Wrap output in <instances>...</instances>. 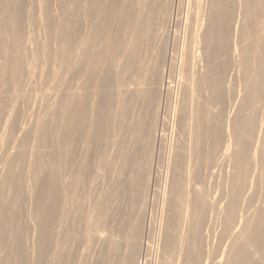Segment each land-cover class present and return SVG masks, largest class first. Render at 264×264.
Returning <instances> with one entry per match:
<instances>
[{
	"label": "bare ground",
	"instance_id": "bare-ground-1",
	"mask_svg": "<svg viewBox=\"0 0 264 264\" xmlns=\"http://www.w3.org/2000/svg\"><path fill=\"white\" fill-rule=\"evenodd\" d=\"M2 1L4 2V0H2ZM2 1H0V2H2ZM5 1H6V2H4L5 4H2L3 2L1 3L3 6L0 4L2 7V8L0 7V134H1V130H2L3 136H4V134H6L8 132L7 134H9L11 137H13L14 136L13 134H15L16 131H18V129H19L18 124H17L18 119L20 122L19 124H21L20 118H22V117L18 118L19 117V111L21 110L19 105H21L20 102L24 101L27 97L28 93H27V90L25 87H26L27 81L29 80L30 77L32 78V76H31V69H28L30 66L27 68V64L25 63V61H26L25 59H28V57H29V55H28V57L26 58L27 53L30 52V51H27V49H28L27 46L25 48L26 36L24 38V33L27 32L26 30L24 32V29H26L25 25L26 24L28 25V23H24V20H25L24 17H26L25 15L27 13L23 12V8L27 7V4L25 3L26 0H25V2L23 0H5ZM36 1H34V2H36ZM60 1H58V2L62 3V1H64V0H60ZM101 1H104V0H101ZM106 1H107V3H106ZM162 1L163 0H109V1L105 0L104 3L95 1L96 3L97 2L98 3L90 6V10H89V22L91 24L90 26L93 27L92 33L91 34L88 33L90 36H88V38L86 40L82 39L83 40L82 41L80 39L79 34H78L79 28L81 27L80 28V30H81L84 27L81 24L83 22H80L79 24L73 26L71 24L68 25L69 23H67V22H66V24H64L65 22L63 21L64 23H61L63 25H58L59 27L60 26L61 27H60V29L57 28L58 30L56 31V35L55 36L53 35V36L55 37V39H57L58 36H60V38L65 40V42H63V43L57 41L58 43H61L62 45L64 43H66L65 46L63 45L64 47H60V45H61L60 44L59 48L55 52H53V49H50L53 46L50 47V45L54 44L53 43L54 39H51L50 41H52V44L49 41L50 45H48L49 43L47 45H42L44 48L43 53H42L43 55L37 54V52L36 53L33 52V48H32V50H31L32 52H31L30 57L32 58V60L35 63L37 60H39L37 63H39V62L41 63V61L43 59V61H44L43 64L44 63H46L45 65L51 64V63L53 64V68L51 67L52 64L49 66L52 68V70L47 71V74L46 73L43 74V75L48 76V73L50 72L49 73L50 81H51V78H52V80H54L53 77L58 82H59V80L65 81V79L67 78L66 77L67 74H69V72H74L73 70H75V68L77 69V66H78V71L79 70L81 71L80 72V73H82L81 77L83 76L85 83L83 82L84 83V84L82 83L83 86L81 85L79 87V88L82 87L81 92L74 99H72V95H71V98H70L71 100L70 99L66 100L62 104L56 103V105L53 106V109L52 108H51V110L49 109L50 111L45 116L46 118L44 117L45 119L41 118V121H39L38 123H37V121H35V124H34L35 126L33 124H31L34 126V128H32V126H30L32 128V131L34 129V133H33L34 136L32 135V132L29 133L31 131V128H30V131H28V129H25V133L23 134L22 138L20 137L21 139H20V142L18 143L19 144V152L16 156V160L13 158L10 161V159H9L10 162H12V160L13 161L15 160L16 162H15V165L12 166L11 168L7 165L9 167V170L6 169V172L8 171L7 176L5 177L4 181L2 182V184L0 186V230H2L1 231L2 235H0V237H1L0 238V244H1L0 248L2 249L3 247H5V249H7L9 247V246L7 247V244H6L7 238H8V240H10V238L12 239V241L10 240L11 241L10 244H11L12 251H14L12 253V255L14 256V258H13L14 260L12 259L14 261V264H23V258L25 257V256H23V253H25V252L23 251V248H22V245L23 246H25V245H24V243L22 244V240H26V239L25 238L22 239L23 238V236H22L23 231L20 229L22 231L21 232L18 229L19 227L17 228V226L20 225V224L17 225L18 220H19L18 219L19 212H20L19 209H20V206L22 205L21 201L23 200L24 193H25V191H24L25 190V184L24 183H27V182H23L21 180L22 174L26 171L29 174L35 175V172L38 169L40 171V168H37V165H39V163L42 159L44 161L45 156H44V151H43L44 148L43 147L46 146L45 144H47V146H48L49 140H52L54 143V146H52L54 151L52 150L51 156L48 154L50 156V157L47 156V157H49L48 161L45 157V159H46L45 162H43V161L41 162L42 164L44 163L43 167H42V165L40 166L41 167V173L44 174V176L42 177V179L41 178L37 179V176H34V178L29 177L30 182L28 180V182L30 183L29 189H30V192L32 194L31 197L33 196V198H32L33 200H30V201L33 202L32 203L33 204L32 216H33V221H34L33 224L35 226V229H34V227H32V229L35 230L34 232H36L35 244L33 242L32 243H33V245H35V248H36L35 253H37V255H35V256H37V258L35 257L36 258L35 262L34 261H32V262H34L35 264H49L51 261L49 262V261H47V259H49V260L53 259V258H48L49 254L46 255L49 252V249L54 250L53 251L55 253L54 259L56 258L58 263H63L66 261L65 255L68 254L66 252L69 249L68 248L69 245L67 246V242H68V240L70 241V237L72 236V233H71L72 232L71 215L73 212L72 211L73 208L71 207L72 197H73L74 192H75V195L77 193V189H76L77 186L79 187L81 184L80 182L84 180V179L81 180V176L79 175V173H81L83 171V169H81L80 167L79 168L81 170L78 169V167H77V169H78L77 171L80 170V172H77V175H74L76 177L71 178L70 176H68L69 175L68 171L70 170L69 167H71L70 165L72 164V162L77 161V160L72 161V159H76V158H75V156H73V153H75V152L72 153L71 148L73 146H75V144H77L78 142L80 144V141L83 140L82 142L83 143L85 142L89 146L88 149L94 148V150L103 159V161H104L103 167L110 164L111 160L113 161L112 163L116 162L115 158H114L115 161L113 159H109V156L112 155V153L109 152L110 141L113 142V140H111V139H113V137L111 138V135L113 134V130L111 131L112 128L110 129L109 125H112L115 122H113L114 120L113 121L111 120L113 123L112 124H110L111 122L109 123L110 117L112 118L113 115L111 116V113L108 110L109 109L108 108L109 107L108 106L109 105V97H110L108 90L110 88L112 89V87H115L117 89V93H115V95L118 94V97L120 99V103L116 102V100H115V102L117 104L119 103L118 104L119 106L121 105V108H120L121 110H119V111H121V113L118 115H121V114L126 115L127 119H128V114H130V112L126 113V111H128L127 110L128 108L130 111V105H128L129 102L135 100L134 99L135 92H137L139 89H144V88L139 87L138 90L135 91L134 89H136V88L133 89L132 86L134 85V80L137 81V79H139L138 78L139 74L141 72L145 71L144 67H143V71H141L142 63L143 62L146 63V61L142 62V59H143V55L145 53H147L146 50L149 49L147 47L148 45L146 43H148L151 40L149 42L151 44L152 39L154 38V37H152V34L154 33L152 27L154 24H156V25L158 24L157 22L155 23L154 21H159L158 19H161V18H157L159 15L155 16V18H157V19H154V15H156L155 12L157 11V9L160 6H162ZM178 1H181V0H178ZM190 1H193L192 3L196 4V6H194L193 4H190V5L194 6L196 9H194V7H193L192 10L194 9V11H189L192 13L191 16L192 15L194 16V14H195V18H193V19L195 21L194 23H195V27L197 28L196 29L197 33H194V31H192L193 33L191 32V35L194 34L192 36H194V40H195L194 46H196L195 47L196 49H195V51L190 50V51H192V54L190 55L191 58L189 59L191 61H188V62H191V64L190 63L187 64L185 62L184 65L187 64L188 66H190V67L192 66V68H193V66H195L193 64V63H195V61H196V63L200 64L199 66L196 64V66L198 68L200 66H201L200 68H202V71H198L199 74H198V76L196 75V80H194L195 78L193 77V76H195V74L192 75V73H195L198 69L195 70V68H194L193 71L195 70V72H192L188 67L187 72L191 71L190 74L192 77V82L195 83L199 88L197 90L196 89L193 90L192 92H195L196 93L195 95H197V92L200 93L199 97L202 100L204 99V102L199 103V100H197L196 102H195V100H194V102L191 101L192 103H195L194 104L195 106H193V104H191V111L192 112H191L189 118H188V115H186V119L188 118L187 121L189 120V122H187V123H189L188 124L189 127H187L188 125H186V123H185L186 121L184 122L185 123L184 126L180 127L183 134H185L184 132H186L185 128L187 127V131L189 128V137H188V140L187 139L185 140L183 138L185 141H188L187 142L188 145L186 147H185V145L183 146L181 144L182 143V141H181L180 144L182 146H178L175 154L172 156L173 157L172 158L173 159L172 160L173 161L172 162L173 169H174V171H176L178 173L177 177L175 176L176 182L178 181L177 184L179 186V183L181 181L177 180V178L178 177H179V179L182 178L184 171L186 173H188V175L191 176V178L193 177L195 179H200V177H201V179H202V176H199L200 174H203L202 170L204 171V169H206L205 171H208V170H211V168L213 170L214 169L213 168L214 163H216L215 161L217 159V156L222 154L221 157H224V159H225L227 157V155L230 156L229 154L231 153V156H232L231 158L233 161L232 172H231V170L228 171V172H230V174L228 175V174H226L227 173L226 170H225L226 171L225 172L224 170L221 169V171H224V174L228 175V177L225 180L227 187L223 186V188L226 187V190H224L225 192L224 191L222 192L221 196L219 195L221 197L220 199H218L219 197H217V194H216L218 189L215 192V194H216L215 197H217V199L220 200V202H222V206H223V202L225 200V202H224L225 203V205H224L225 206L224 207L225 217L221 218L222 220H224V222L222 221L224 223L223 239H225V238L227 239V237L230 238L231 236L233 238L235 237L234 241H233L234 243L231 242V240H233V239L230 238L231 240L229 242H231L233 244L230 243V245H232L230 247V250H227L229 248L226 249L228 251L227 252L228 254H227L226 259H225L226 261L224 260V258L221 259V260L225 261L222 264H264V0H190ZM34 2L32 1V3H34ZM49 2L51 3V5L54 6L56 1L54 2V4H52L53 3L52 0H49ZM58 2H56L58 4V7L60 5L62 7V4L65 1L62 4H59ZM76 2H78V1H76ZM47 3H48V1H47ZM102 3L106 4V5H103ZM78 4H79V7L77 6ZM78 4L77 5L74 4L75 7L76 6L78 7V9H77V7L76 8L74 7V9L75 10L77 9L79 11L81 4H80V2H78ZM173 4H175V3H173ZM173 4L170 5V6H172V8H174ZM66 5H67V3H66ZM66 5H64V6L66 7ZM177 5H178V3H177ZM53 6H52V9H53ZM56 6L57 5H55L54 8H56ZM64 6H63V9H64ZM61 7H59V8H61ZM31 8H33V7H31ZM43 8H44V6H43ZM87 8H88V6H87ZM190 8L188 10H191ZM80 9H82V8H80ZM84 9H86V8L84 7ZM38 10H39V8H38ZM48 10H46V13ZM163 10L164 9H162V11ZM54 11H55V14H57L56 9H54ZM170 11H171V9L168 10V12H170ZM62 12H64V11L62 10ZM62 12H60V13H62ZM29 13L32 15V12H29ZM46 13H45V16H49V14H51V15L53 14V13L48 12L49 14L46 15ZM79 15L77 17L78 20H79ZM35 16L36 15H34L32 18H34ZM56 16L57 15H54V17H56ZM36 17H35V19H36ZM51 17H53V15ZM49 18H50V16H49ZM165 18L167 19V15ZM26 19H29V18H26ZM55 19H57V18H55ZM187 19H186V21H187ZM48 20L45 22H51L52 23L51 19L49 21ZM34 21H33V24H31V22H32L31 21L29 23V25L30 24L35 25ZM37 21H38V19H37ZM54 21H56V20H54ZM79 21H81V20H79ZM113 21L115 22L114 25H116V26H114V28L116 27L115 30H112L113 27L111 28V25H110L111 22L113 25ZM188 21H189V23L193 22V20H189V19H188ZM188 21H187V23H188ZM55 23H52V24L54 25ZM74 23H75V21H74ZM76 23H78V21ZM86 23H85V26H86L85 29L87 28ZM41 24L38 25V27L39 26L41 27ZM49 24L50 23L45 24V25L49 26ZM163 25H165V24H163ZM159 26H161V25H159ZM53 27L55 28V27H57V25L51 26L50 28L52 29ZM162 27H164V26H162ZM29 28L30 27L28 26V29ZM156 28H158V27H156ZM44 29L47 30L48 28H44ZM161 29H163V28H161ZM82 30H84V28ZM164 30L165 29H163L162 31L159 30L160 31L159 34L162 33L163 36L165 37V35L168 34V31L165 30V32H163ZM37 31H38V29H37ZM41 31H42V29H41ZM83 32H82V34H83ZM89 32H91V31H89ZM46 33H47L46 31H45V34L43 33L45 35V37H44L45 39L47 37ZM33 34H35L34 36L36 38V33L34 32ZM52 34L53 33H51V36H52ZM44 35H41V36H44ZM38 36L40 37V34ZM51 36H49V37H51ZM39 37H38V39H39ZM157 38H156V40H157ZM45 39H43V40H45ZM48 40H45V44L48 42ZM30 41H28V43ZM78 41L82 42L84 47L86 48L80 54L77 53V50H76L77 46L80 44ZM153 41L155 42V38ZM34 42H36V40ZM189 42H190V40H189ZM189 42H187V44ZM183 43H185V42H183ZM99 44H101V52L96 48ZM150 44H149V46H151ZM187 44L185 46L186 49H184V50L188 54V51H186V50H187V47L189 48V45H187ZM27 45L29 47V44H27ZM190 45L193 46V41ZM29 48L31 49V46ZM34 49H36V48L34 47ZM190 49H191V46H190ZM78 50H80V48ZM52 52H53V55H52ZM162 54H163L162 49L160 50L159 53L154 54L153 59L155 61V64L162 62V59H163ZM185 56H187L186 53H185ZM77 58H78V60H77ZM40 59H41V61H40ZM185 59L186 58L184 57V60ZM75 60H77V61H75ZM86 62L88 64H90L89 67L87 66L88 67L87 69H85V66L87 65ZM29 63L32 64L31 61ZM40 63L38 65L36 64L37 69H38V67L39 68L42 67V66L40 67V65L42 64V63L41 64ZM25 64H26V66H25ZM113 64H114L115 69H116L115 74L113 73L115 70L112 69V67H114V66H112ZM155 64H153V65H155ZM159 65L157 66L158 68H159ZM46 67H48V65ZM46 67H43V70ZM145 68H147V67L145 66ZM185 68L186 67H184V69ZM48 69L49 68H47V70ZM149 69H150V66H149ZM233 69L238 70V71L236 70L237 72L235 71V74L239 73V77H240L241 82H239L238 79L237 80L239 82L238 86L240 85V88H241V91H240L241 94L240 95L242 97H241V99L239 98V101H240L239 103L236 102L237 104H239L237 107L238 108L237 113L234 115V117L232 119L230 118L231 119L230 120L229 117H226L225 110L229 106L228 101L231 98V96H232V98H231L232 101H231V99H230V101L234 102V100H235V99L233 100V95H234L236 90L233 91V87L231 85H229L230 80L228 81V78L231 75L230 73L233 71ZM112 70H114V71H112ZM158 70L159 69H156V66H154V68H152L151 70H148V71H151L150 73L148 72L149 73V76L147 77V79L149 80L148 85L153 86L150 83L155 84V82H157V80L160 78ZM37 71H36V73H37ZM44 72H46V71H43V73ZM146 72H147V70H146ZM184 72L186 73V71H184ZM41 73L42 72H40L39 74L41 75ZM80 73H79V75H80ZM233 73L234 72H232V74ZM50 75H52V76H50ZM140 75H142V73ZM46 76H44V77H46ZM35 77H37V76H35ZM191 77H189L190 80H191ZM37 79L38 78H36L35 80H37ZM42 79H43V77H42ZM35 80H34V82H37V83L39 82V80L38 81H35ZM45 80H47V82H50L49 79H45ZM45 80H44V82H45ZM190 80H188V81H190ZM234 80H236V79H234ZM70 81L71 82L69 84H72V80H70ZM188 81H186V82L188 83ZM234 82L235 81H233V83ZM43 83H42V86H43ZM159 84H160V82H159ZM195 84L192 86L195 87ZM236 84H237V81L235 82V85ZM44 85H46V84L44 83ZM189 85H191L190 82H189ZM37 86H41V84L40 85L37 84L36 87ZM160 86L162 87V86H164V84L163 85L160 84ZM68 87H70V86H68ZM91 87L94 89V91H91V90H93V89H90ZM188 87H190V86H188ZM153 89L154 88L152 87V88H149L145 91L144 97H146L145 98L146 100L144 99L145 103H142V104H143V107L145 105V107H147V109H149L148 106L153 104L154 101L156 100V93H155V90H153ZM51 90H53V87H52V89L49 88V91H51ZM187 90H189V89H187ZM138 92H140V90ZM190 92H191V89H190ZM110 93L112 95V92H110ZM143 93H140V94L143 95ZM49 94H51V93H49ZM76 94H77V92H76ZM28 96L30 98L31 94ZM136 99H138V98L136 97ZM139 101H142V100H139ZM29 102H30V100H29ZM134 102L137 103V101H134ZM36 103H37V100H36ZM187 103L190 104V102H187ZM27 104H29V103H27ZM30 104H32V103H30ZM34 104H32V105H34ZM117 104H116V110L119 108V106H117ZM155 104H157V103H155ZM237 104H235V105L237 106ZM231 105L234 106V104H231ZM18 106H19V108H18ZM23 106H24V104H23ZM185 106H187V105H185ZM36 107H35V109H37ZM133 107L135 109L134 105H133ZM187 107L189 108V105ZM23 108H25V107H23ZM29 108L32 109L31 107H29ZM29 108H27V109H29ZM215 108H217V109L215 110ZM27 109L25 111H27ZM137 109H138V107H137ZM185 109H187V108H185ZM32 110H34V109H32ZM133 110L131 108V111H133ZM140 110H142V109H140ZM229 110H228V114H229ZM40 111L41 110L39 109L38 112L37 111H35V112L40 113ZM119 111H116V112L118 113ZM142 111H139V113H141ZM233 111H234V109H233ZM27 112H29V110ZM36 113L35 114L33 113V115H36ZM109 113H110V116H109ZM117 113H116V115H117ZM131 113H133V112H131ZM41 114H42L41 116L43 117L44 116L43 113H41ZM113 114H115V113H113ZM187 114H189V113H187ZM130 115H129V118H130ZM137 117H138V115H137ZM150 118H151V116L149 113V117L143 116V118L141 120H138L137 122H135L134 120H131L134 122V123L132 122L134 125L133 126L128 125L129 131H130L131 126L133 127V130H134V128H137L139 126H142V128L145 127L144 129H146L147 134L149 133L150 129H152V131H153V128H150V127H153ZM32 119H31V121H32ZM125 119L126 118H121L119 121H117V123L118 122L119 123L118 124L116 123L118 126L116 124L114 125L115 128L117 126V129L119 127L120 132L124 131V129H125V125H126L125 122L127 121ZM131 119H133V118H131ZM186 119L184 117V120H186ZM124 120H125V122H124ZM182 120L183 119L181 117V122H182ZM132 123H130V124H132ZM26 126H25V128H26ZM148 128H150V129H148ZM147 130H148V132H147ZM119 131H117L118 134H120ZM127 131H128V129L126 128V133H127ZM131 131H132V129H131ZM30 134L33 136V139H34L33 141L35 144L34 145L32 143L33 145H31V146L32 147L35 146V147L31 150H29L30 148L28 146L29 141H30V137H31ZM123 134H124V132H123ZM147 134H145V138H147V136H146ZM186 134H188V133L186 132ZM185 135H184V137H185ZM119 136H121V135H119ZM150 136H151V134H150ZM164 136H162V137H164ZM177 136L179 137V135H177ZM186 136H188V135H186ZM0 137H1V135H0ZM8 137L9 136H7V138ZM5 138H6V136H5ZM5 138H4V140H5ZM122 138H124V137H122ZM10 140H11V142L7 139V141L10 142L9 144L12 143L13 139L11 138ZM147 140H148V138H147ZM176 142H178L177 139H176ZM5 144L7 145L8 143L5 142ZM51 145H53V144H51ZM119 145H120V142H119ZM141 145H143V144H141ZM0 146H2V144ZM9 146H11V145H9ZM7 148H9V147L7 146ZM120 148H121V145H120ZM146 148H148V147H146ZM146 148L144 149V154H143V157L145 158V160L147 159L146 157L148 156L147 152H149L148 150H146ZM6 151H8V153H9L10 148ZM12 151L14 152V150H11V153H12ZM90 151L91 150H89V151L87 150L85 152L87 154L88 153L90 154L91 153ZM119 151H120V149H119ZM172 151H174V150H172ZM109 153L111 155H109ZM150 153L151 152H149V154ZM145 155H147V156L145 157ZM8 156L10 157L9 154H8ZM27 156L30 157V159H31V160H29L28 165H26ZM81 156L84 159L85 156L84 155H81ZM88 156L90 157V155H88ZM227 158H229V157H227ZM133 159L134 158H132L131 156L125 157V160L121 164L123 169L120 167V170L125 171L126 169L129 170V169H132L134 166H136L135 160L133 161ZM90 160H91V158H90ZM221 160H222V158H221ZM80 161H78V163H80ZM217 161H218V159H217ZM7 162L8 161H6L4 163H7ZM10 162H8V164ZM91 162H92V160H91ZM96 162H98V160ZM45 163H46V165H45ZM136 163H137V161H136ZM226 163H228V161ZM73 164H72V166H73ZM218 164H216V165H218ZM87 165H88L87 168H89V162L86 163V160H85L84 166H87ZM111 165H110L111 170H113L112 169L113 164H111ZM116 165H118V164H116ZM116 165L114 164V168ZM225 165H224V168H225ZM219 166H223V165H221V163H220ZM196 167L198 169L200 167V170L202 168L201 172L198 171V169H196ZM72 168L74 169V166ZM97 168L99 169V167H97ZM107 168L110 169L109 165L107 166ZM226 168H228V170L230 169V167H226ZM85 169L86 168H84V170ZM134 169H136V168H134ZM72 170H70V171H72ZM103 170H104V168H103ZM108 170H107V172H108ZM215 170H216V168L213 170V172ZM217 170L219 171L220 168ZM3 171H5V170H3ZM122 171H120V172L122 173ZM140 171L141 170H138L139 173H140ZM73 172L76 173V170ZM131 172H132V170H131ZM138 172H136L135 174H137ZM199 172H200V174H199ZM257 172L260 173L259 178L256 176L258 174ZM27 173H25V174L28 175ZM66 173H68V175H66ZM83 173L84 172H82L81 174H83ZM72 174L73 173H71L70 175L72 176ZM105 174L107 176L110 175V173L109 174L105 173ZM211 174H212V171H211ZM2 175L3 174L1 173L0 178L2 177ZM90 175H91V173H90ZM170 175H172V174H170ZM170 175H168V176H170ZM209 175L210 174L208 172V175H206L207 177H205L206 180H208ZM216 175H220V174H216ZM29 176H31V175H29ZM142 176H145V175H142ZM184 176H186V175H184ZM222 176H223V174H222ZM255 176L258 178L257 182L253 180L255 178ZM89 177H91V176H89ZM100 177H101V175H100ZM128 177H129V175H128ZM211 177H213V174ZM219 177L217 176V178H219ZM26 178H28V176H26ZM26 178H25V181H26ZM82 178H83V176H82ZM215 178L216 177L214 176V178H212V179H215ZM92 179H94V178H92ZM143 179H144V177H143ZM182 179H184V178H182ZM172 180H174V179L172 178ZM104 181H106V180H104ZM147 181H148V179H147ZM170 182H172V181H170ZM195 182H199V181H195ZM209 182H212V181L210 180ZM216 182H214V183H216ZM223 182H224V180L222 181V183L221 182L220 183L223 184ZM194 183H191V184L193 186H195ZM200 183L201 184L204 183V185H205L207 182H203V179H202V180H200ZM111 184H109V185H111ZM141 184L143 185V183H141ZM146 184H147V182H146ZM201 184L199 185L200 189H201V186H203V184L202 185ZM226 184H223V185H226ZM142 185L140 186V184H139L140 188L141 187L146 188V187H143ZM181 185H183V184L181 183ZM188 185H189V183H188ZM208 185H209V183H208ZM212 185H214V184H212ZM212 185L210 188L214 187V186L212 187ZM206 186H204L205 188L203 187L202 190H205V189L207 190ZM219 186L221 187V185H219ZM183 187H184V185H183ZM216 187H218V186H216ZM254 187L257 190L259 187L261 189V191L258 190V192L259 191H260V193L262 192V194H260V195H262L261 198L259 195H257L261 199V204H259L261 206L260 207L258 206V208L256 207L257 212L255 211L256 210L255 209L254 210L255 215H254V212L251 214L249 213L250 215H253L252 217H254V216L256 217V219L254 220L255 217L251 218V216H248V217H250L249 220L252 219L255 222H253L251 220L253 223L251 221H250V224H248L249 222L248 223L247 222L242 223L241 226H243V224L245 226H243L242 231L240 229L238 231L237 229H235V227L237 228V225H240L242 217L240 218L239 215H240V212L242 211L243 207H245V208L248 207L247 206L248 202L246 203V201L250 200L249 203L251 201H253V202L255 201L254 197H255L256 193L254 195L250 194L251 188H253V190H256ZM137 188H139V187H137ZM196 188H198L197 185H196L195 189ZM177 189H178V187H177ZM103 190H105V189H103ZM117 190H119V189H117ZM137 190H139V189H137ZM186 190L187 189H185V191ZM190 190H189V194L191 193ZM206 190H205V196L207 197L206 194L210 193L211 191L207 190L210 192H206ZM215 190H216V188H215ZM163 191H164V189H163ZM220 191H218V192L221 194ZM30 192H28V196H29ZM137 192L141 193L140 190ZM137 192H135V194ZM145 192L146 191H144V193ZM104 193H105V191H104ZM112 193H114L116 195L118 192H116L115 190H112ZM167 193H169V191ZM198 193L197 194L195 193L196 195L194 194L195 196L198 195L196 202H193V200H192L193 203L192 202L186 203V201L188 202V200H186L187 198L185 199L186 200L185 202L182 200L184 204L186 203V205H184L185 208L181 207L184 210H183V212L182 211L179 212V215H180V213H182L180 218L177 216L178 213L176 212V211H178V209H180V206H178L179 208L177 207V209H175L174 208L175 205L173 206L172 204H170L168 214H167V219H166V230H165L166 232L164 234H162L163 236L165 235V237L162 236L164 238L163 239V241H164L163 242V244H164L163 250H165V254H166V256H168L167 258L169 259V264L171 262H172L171 264H209L210 262H212L211 259L213 260L215 258L213 255L212 256L214 258H212V256H211V252L213 250L210 252V249H212V247H211L212 244L210 245V243L211 242L213 243L214 238L212 241L211 240L212 235L210 237L209 233H206L207 232L206 228L208 229V226L206 227V225H208L207 224L208 213L211 211V209H210L211 207H209V205H210L209 202H212V201L208 200V198H209V196H208L207 197L208 204H207V202H206L207 200H205L206 198L201 195V193H203V191L200 193L198 190ZM248 193H249V195L252 196V197L251 196L250 197L253 199H248V196H247ZM146 194L148 195V193H146ZM173 194H176V193L174 192ZM180 194H182V193H180ZM212 194L213 193L211 192V196H212ZM121 195H123V193ZM191 195H193V194L191 193L190 197H191ZM98 196H99L98 198L96 197L97 199H96L95 204H94V209H92V210L94 212H96L97 217L100 220L97 222H99V224L101 225V218L103 217V215L101 217V203H102L103 197L101 199V196H102L101 193ZM108 196L106 198H108ZM142 196H144V197H142V199H140L141 201L146 199L145 194ZM137 197H139V196H137ZM212 197H214V196H212ZM246 197H247V200H246ZM111 198L113 199L115 197H111ZM143 198H145V199H143ZM167 198H168V196H167ZM192 198H193V196H192ZM104 199H105V197H104ZM133 199H135V197ZM140 200H139V202H140ZM163 200H165V199L163 198ZM137 201L135 200V202H137ZM146 201H145V203H146ZM168 201L169 200L166 201L167 204H169ZM104 202L105 201H103V205H104ZM107 202H106L105 206L107 205ZM176 202H177V200H176ZM20 203H21V205L19 206L18 204H20ZM145 203L143 202L142 204H145ZM172 203H174V202H172ZM212 203H211V205H212ZM215 203L217 204V202H215ZM244 203H246L245 206H244ZM255 203H256V201H255ZM108 204H109V202H108ZM137 204H139V203H137ZM250 204L249 205L252 208V205L254 203L253 204L250 203ZM77 205H79V204H77ZM124 205H125V203H124ZM257 205H258V203H257ZM17 206H19V208ZM253 206L255 208L256 205H253ZM92 208H93V206H92ZM108 208H107V210H108ZM216 208H218V206ZM245 208H244V210H245ZM113 209L115 211V208H113ZM113 209H111V210H113ZM246 209H248V208H246ZM250 209L247 211L248 212L251 211ZM107 210H105V211H107ZM214 210L216 211L215 206H214ZM217 211L219 212V210H217ZM117 212H119V211H117ZM119 213H117L118 214L117 216H118V218L119 217L121 218V216H123V215L119 216L120 214H122V213H120V214ZM92 214H93V212H92ZM112 214L114 215L113 212H112ZM216 214H217V216L220 215V213H219V215H218V213H216ZM221 215H223V213ZM74 216H75V214H74ZM105 216H106V214H105ZM107 216H108V213H107ZM107 216H106V218L109 217V216L108 217ZM125 216H127V215H125ZM19 217H21V216H19ZM244 217H243V219H244ZM118 218L116 217V219L119 222L120 219H118ZM216 218H213L214 221L216 220ZM245 218H246L245 221H247L248 218L247 217H245ZM210 219H212V218H210ZM210 219H209V222H211ZM107 220L109 221L111 219H107ZM130 221H131V219H130ZM131 222H133V221H131ZM136 222L133 224V225H135L134 227L132 225V229L133 228L134 229L133 230L131 229L132 230L131 235L133 232L132 237L139 241L142 234L140 235L141 229L136 224ZM220 222H221V220H220ZM89 223L91 224L92 221H90ZM93 223H94V221H93ZM116 223L117 222H115V224H114V219H113V224H114L113 226H115ZM124 223H122L121 225L124 226L125 225ZM180 223H182V224H180ZM103 224H104V221H103ZM209 224H211V223H209ZM217 224L219 226L221 223H217ZM100 225H99V227H101ZM107 225H108V223H107ZM118 225H120V223L117 224V226ZM126 225L128 228V224H126ZM164 225H165V223H164ZM215 225H213V226H215ZM76 226H78V225L76 224ZM103 226L105 228L106 225H103ZM117 226H115V228H117ZM122 226H121V228H122ZM221 226H222V228H219V229L222 230L221 231V233H222L223 232V225H221ZM30 227H31V225H30ZM89 228H90V226H89ZM107 228H105V229L107 230ZM119 228L120 227L118 226V229ZM124 228H126V226H124ZM124 228H122V229H124ZM143 228H144V225H143ZM143 228H142V230H143ZM216 228H218V227H216ZM109 229H111V227H109L107 231H110ZM211 229L213 231L214 228L212 227ZM234 229H235V231H234ZM244 229H245V231H244ZM97 230H99V229H97ZM101 230L102 229L100 228V233H101ZM113 231H115L114 228H113ZM120 231H118V232H120ZM212 231L210 230V234ZM217 231H219V230H217ZM233 231L235 233L240 232V231L241 232L239 234L237 233V235L235 234L236 235L235 236ZM25 232H24V236H27V235H25ZM141 232H144V231H141ZM215 232L216 231H214V234H215ZM73 233H74V230H73ZM113 233H115V232H113ZM122 233H124V232L122 231ZM129 234H130V231H129ZM216 234H217V232H216ZM33 235H35V234L32 233V236ZM30 236L28 237V239L30 238ZM120 236H122V235H120ZM216 237H218V236H216ZM219 237H222V236L219 235ZM72 238H74V237H72ZM87 238H88V236H87ZM128 240H130V239H128ZM128 240H126L127 244H129ZM219 241L220 242H217V243L225 242L226 240L225 241L219 240ZM32 243L30 245H32ZM99 243H100V241H99ZM226 243H228V242H226ZM72 244H73V242H72ZM223 244H225V243L220 244V246L222 245V247H223ZM119 245H120V243H119ZM138 245L139 244H137V241H133L129 245L128 248L125 247L126 249H128V251L126 250L128 253L126 252L127 257H124L126 259H125V261L122 260L123 262L121 261V263H123V264H137V263H135L136 262L135 256L138 253L137 252L138 249H140V248H138ZM209 245L211 248L209 247ZM217 245L219 247V244H217ZM51 246H52V248H50ZM109 246H110V244H109ZM126 246H128V245H126ZM103 247H106V246L104 245ZM228 247H229V244H228ZM106 248H108V247H106ZM214 248H215V246H214ZM225 248H226V246H225ZM31 249H33V248L31 247ZM105 249H102V250H105ZM216 249H217V247L215 248V252L217 251ZM221 249H222V251H225V250H223V248H221ZM47 250H48V252H47ZM29 251H30V249H29ZM29 251H27L28 254L30 253ZM31 251H33V250H31ZM92 251H93V249H92ZM117 251H119V249ZM45 252H46V254H45ZM68 252H69V250H68ZM219 252L221 253V251H219ZM9 253H11V252L9 251ZM223 253H221V254H223ZM28 254L26 256L29 257L30 255H28ZM106 254H107V252H106ZM217 254H219V253H216L215 256ZM31 256L33 257V254H31ZM51 256H53V255H51ZM51 256H49V257H51ZM6 257H8V256H6ZM30 258L31 257H29V259ZM112 258H110V260L108 259L107 264H111L110 261ZM54 259H53V261H54ZM66 259H67V257H66ZM88 259H89V257H88ZM99 259H101V258L99 257ZM99 259H98V261H100L99 264H101L102 261ZM56 260H55V262H56ZM68 260H69V258H68ZM113 260L114 259H112V261ZM2 261L3 260H1L0 262H2ZM29 261L31 262V260H28V262ZM95 261H97V260H95ZM214 261L215 260H213L212 264H215ZM117 262L118 261H116V263ZM10 263H12V262H10ZM30 264H32V263H30ZM103 264H106V263L104 262Z\"/></svg>",
	"mask_w": 264,
	"mask_h": 264
},
{
	"label": "rangeland",
	"instance_id": "rangeland-1",
	"mask_svg": "<svg viewBox=\"0 0 264 264\" xmlns=\"http://www.w3.org/2000/svg\"><path fill=\"white\" fill-rule=\"evenodd\" d=\"M0 1H2V0H0ZM24 2H25V0H23ZM28 0H26V4H27V7H25V8H23V12H25V13H27L25 16L26 17H24L25 18V20L27 21H25L24 20V23H28V25L26 26L25 24V28L26 29H24V32H25V30L27 31V32H25L24 33V38H25V36H26V38H25V42L27 43V44H29V47L31 46V49L28 47V45L25 43V48H26V46H27V48L29 49H27V51H30L29 53H27V56H26V58L28 57V55H29V57H28V59H25L26 61H25V63L27 64V68L28 69H31V76H32V80L29 78V80L27 81V83H26V90H27V97H26V99L24 100V101H22V102H20V104L21 105H19L20 106V108H21V110L19 111V117L18 118H20V117H22V118H20V121H21V124H19L20 122H19V119L17 120V124H18V127H19V129H18V131H16V133L15 134H13L14 136L13 137H11L9 134H4V136H3V132H2V130H1V137H0V145L2 144V146H0V174L2 173L3 175H2V177L0 178V186H1V184H2V182L4 181V179H5V177L7 176V173H8V171L6 172V169L7 170H9V167L11 168L12 166H14L15 165V160H16V156H17V154H18V152H19V142H20V139L22 138V136H23V134L25 133V129H28V131H30V126H32V128H34V124H35V121H37V123L39 122V121H41V118L42 119H45L46 117V115L49 113V111L51 110V108L53 109V106H55L56 105V103L57 104H62V103H64L66 100H69L70 98H71V95H72V99H74L80 92H81V89H82V87L81 88H79L81 85H82V83L85 81L84 80V78H83V76L81 77V74L82 73H80L81 71L79 70L78 71V66H77V69L75 68V70H73L74 72H69V74H67V78L65 79V81H63V80H59V82L53 77V79L54 80H52V78H51V81H50V77H49V73H48V76H46V75H43V74H47V71H51L52 70V68H53V64L51 65V64H47L48 65V67H46L47 65H45L46 63H44L43 64V59H42V61H41V59H40V61H41V65H40V67L41 68H39L38 67V69H37V66H36V64L38 65L39 63H37L39 60H37L36 61V63L32 60V58L30 57L31 56V50H32V48H33V52H37V54H40V55H43L42 53H43V50H44V48H43V46L42 45H47L48 43V45H50V42H51V44H52V41H50L51 39H54L53 41V45H50V47L51 46H53L52 48H50V49H53V52H55L58 48H59V45L61 44V43H58L57 41H59V42H65V40H63L62 38H60V36H58V38L57 39H55V35H56V31L58 30L57 28H59L60 29V27L58 26V25H63V24H61V23H64V24H66V22L67 23H69L68 25H77V24H79L80 22H83V23H81L84 27V30H80V28H79V36H80V39L82 40H86L87 38H88V36H90L89 34H91L92 33V26H90L91 24H90V22H89V10H90V6H92L93 4H97L98 2H105V0L104 1H101V0H64L66 3H67V5H66V3L64 2V1H62V3H60L61 1L60 0H58V1H60V2H58L57 0H55L56 2H58L59 4H62V7H61V5L59 6V7H61V8H59L58 7V4L54 1V0H52L53 1V3L52 4H54V2H55V4H54V6L53 5H51V3L49 2V0H29L28 2H27ZM32 1L34 2V1H36V2H34V3H32ZM47 1H48V3H47ZM76 1H78V2H80V8H82V9H80L79 8V11L77 10L78 9V7H79V4H78V2H76ZM95 1H98L97 3L95 2ZM109 1V0H108ZM175 1V2H174ZM182 1V0H181ZM181 1H178V0H163L162 1V6H160L158 9H157V11L155 12V14L156 15H154V19H157V18H161V19H158L159 21H154L155 23L157 22L158 24L156 25V24H152L153 25V31H154V33L152 34V37H154L155 38V42L153 41L154 40V38L152 39V42H151V44L148 42V43H146L148 46V50H146L147 51V53H145L144 55H143V59H142V62L143 61H146V63H142V66H141V71H143V67H144V70L145 71H143V72H141L142 73V75H140L139 74V79H137V81L136 80H134V85L132 86V88L134 89V88H136V89H134L135 91H137L138 90V88L139 87H141V88H144V89H139L140 90V92H135V97H134V99L135 100H133V101H130L129 102V104L128 105H130V111H129V108L127 109L128 111H126V113L128 112H130V114H128V119H127V116L126 115H118V114H120L121 113V111H119V110H121L120 108H121V105L119 106L118 104L120 103V99H119V97H118V94H116L115 95V93H117V89L115 88V87H112V89L110 88L109 90H108V92H109V94H110V97H109V111H110V113H111V116H112V118L110 117V120H109V123L110 124H112L113 122H115V123H113L112 125H109V127H110V129H111V131L113 130V134L111 135V138L113 137V139H111V140H113V142L112 141H110V150H109V152L110 153H112V155L109 153V155H111V156H109V159H113L114 160V158H115V160H116V162H114V163H112L113 161L111 160L110 161V164H108L109 165V167H110V169L109 168H107V166L108 165H106L105 167H103L104 166V161H103V159L99 156V154L94 150V148L92 149V148H89L88 149V145L84 142H82L83 140H81L80 141V144H79V142L77 143V144H75V146H73L72 148H71V151H72V153L73 152H75V153H73V156H75V158L76 159H72V161H75V160H77L76 162H72V164H73V166H74V169L72 168L73 166H72V164L70 165L71 167H69V169L70 170H72V171H68L69 172V175H68V173H66V175H68V176H70L71 178H74V177H76V176H74V175H77V172H80V170L81 169H83V171L82 172H84L83 174H81V173H79V175L81 176V180H83V181H81L80 183V186L78 187L77 186V193H76V195H75V192H74V194H73V197H72V205H71V207L73 208H71L72 209V215H71V219L73 220H71V227H72V236L70 237V241L68 240V242H67V246L69 245V252H68V250H67V252L66 253H68V254H66L65 255V262H63V263H58L57 262V260H56V258L54 259V255H55V253L53 252L54 250L53 249H49V252H48V250H47V254H46V252H45V254L46 255H48L49 254V256H51V255H53V256H51V257H49L48 256V258H53L54 259V261H53V259L51 260H49V259H47V261H51L49 264H99L100 263V261H98V259H99V257L101 258V259H99V260H101L102 262H101V264H103L104 262L107 264V262H108V259L110 260V258H112V259H114L113 261H112V259H111V261H110V263L111 264H123V263H121V261L123 260V261H125V259L126 258H124V257H127L126 256V252L128 251V249H126V248H128L129 247V245L133 242V241H137V244H139L138 245V248H140V249H138V253H137V255L135 256V263H137V264H169V259L167 258L168 256H166V254H165V250H163L164 249V244H163V237H165V235L163 236L162 234H164L166 231V219H167V214H168V210H169V207H170V204H172L173 206H174V208L175 209H177V207L178 206H180V209H178V211H176L178 214H177V216L180 218L181 217V215H182V213H180V215H179V212H183V210L184 209H182L181 207H183V208H185V206L184 205H186V203H189V202H192V200H193V202H196L197 201V197H198V195L197 196H195L197 193H198V190H199V192L201 193L202 191H203V193H201V195L202 196H204L206 199L205 200H207V197L209 196V198H208V200L209 201H212V202H209V207H211L210 209H211V211L208 213V218L210 219V218H212V219H210V221L211 222H209V219L207 218V221L209 222V223H211V224H209L208 222H207V224L208 225H206V227L208 226V229L206 228V233H209V235H210V237H211V235H212V241H213V238H214V241H213V243L211 242L210 243V245L212 244V249H210L211 247H210V245H209V249H210V252H211V256H212V258H214L213 260H215L214 261V263L215 264H222V263H224L226 260V256H227V250H230V247L232 246V245H230V243L231 242H233L234 241V238L231 236L230 238L231 239H233V240H231L229 237H227V239L225 238V239H223V233H224V220H222L221 218L222 217H225V210H224V205H225V200H224V202H223V206H222V202H220V200H218V199H220L221 197V195H222V192L224 191V190H226V187H227V184H226V182H225V180H226V178L228 177V175L230 174V172H228V171H230L231 170V172H232V166H233V161H232V156H231V153L229 154L230 156H228L227 155V157H229V158H225L224 159V157H221L222 156V154L221 155H219V156H217V159H218V161H217V159H216V163H214V169L216 168V170L213 172V170H212V168H211V170H208V171H205L206 169H204V171L202 170V168H201V170H202V172H203V174H200V172H201V170H200V167H199V169L196 167V169H198V171H200L199 172V176H202V179H203V182H207L205 185H204V183H202L203 184V186H201V189L199 188L200 186V180H202L201 179V177H200V179H195V178H191V176H189L188 175V173H186L185 171L183 172V177L182 178H184V179H182V178H180L179 179V177L177 178V180H179V181H181L180 183H179V186H178V181L176 182V177H177V175H178V173L176 172V171H174V169H173V165H172V156L175 154V152H176V149H177V147L178 146H184L185 145V147L188 145V141H185L186 139L188 140V137H189V128H188V131H187V127H189V123H187V122H189V120L187 121V119L189 118V116H190V114H191V104H193V106H195L194 104L195 103H192V102H194V100H195V102L197 101V100H199V103L200 102H204V99L202 100L199 96H200V93H198L197 92V95H195L196 93L195 92H192L193 90H197V89H199L198 88V86L195 84V83H193L192 82V77H191V74H190V72L192 71V72H195V70H197L195 73H192V75L193 74H195V76H193L194 78V80H196V75L198 76V74H199V72L198 71H202V68H198L197 66H196V64L199 66L200 64L199 63H196V61H195V63H193L195 66H193V68H192V66L190 67V66H188L187 64L188 63H190L191 64V62H188V61H191V60H189L190 58H191V54H192V51H195V47L196 46H194L195 44V40H194V36H192V35H194V34H192L191 35V32L192 31H194V33H197V31H196V27H195V21H194V19L193 18H195V14H194V16L192 15L191 16V12H189V11H194V9H196L194 6H196V4L194 3H192L193 1H190V0H183L182 2ZM186 1V2H185ZM191 3H190V2ZM3 2V1H2ZM2 2H0V4L2 3ZM4 2H6L5 0H4ZM2 3V4H5V3ZM76 2V3H75ZM165 2V3H164ZM170 2V3H169ZM178 3V5H177V3ZM196 2V1H195ZM24 3V4H25ZM36 3V4H35ZM69 3V4H68ZM102 3V4H103ZM106 3H107V1H106ZM173 3H175V4H173V7L174 8H172V6H170V5H172ZM181 5H180V4ZM1 4V5H2ZM30 4V5H29ZM35 4V5H34ZM48 4V5H47ZM51 6H50V5ZM74 4H78L76 7H77V9L75 10L74 9V7H75V5ZM100 4V3H99ZM190 4H193L194 6H192V5H190ZM1 5H0V7H1ZM32 5V6H31ZM55 5H57L56 6V8H54L55 7ZM64 5H66V7L64 6ZM101 5V4H100ZM103 5H106V4H103ZM3 6V5H2ZM38 6V7H37ZM43 6H44V8H43ZM50 6V7H49ZM52 6H53V9H52ZM63 6H64V9H63ZM82 6V7H81ZM87 6H88V8H87ZM192 6V7H191ZM31 7H33V8H30ZM48 7V8H47ZM75 7V8H76ZM84 7L87 9H84ZM191 9V10H188L189 8ZM194 7V9L192 10V8ZM2 8V7H1ZM35 8V9H34ZM38 8H39V10H38ZM50 8V9H49ZM69 8V9H68ZM178 8V9H177ZM180 8V9H179ZM25 9V10H24ZM28 9V10H27ZM49 9V10H48ZM52 9V10H51ZM54 9H56V13L57 14H55V11H54ZM161 9V10H160ZM162 9H164L163 11H162ZM171 9V11L170 12H168V10H170ZM27 10V11H26ZM30 10V11H29ZM33 10V11H32ZM35 10V11H34ZM46 10H48L47 11V13H46ZM62 10L64 11V12H62ZM179 10V11H178ZM181 10V11H180ZM32 12V15L34 16V15H38L37 17H36V19H35V17L34 18H32L33 16L29 13V12ZM37 11V12H36ZM51 11V12H50ZM79 13L80 11V15L77 13V12ZM88 11V12H87ZM167 11V12H166ZM190 13H188V12ZM53 13L52 15H53V17H51L52 15L51 14H49V13ZM59 12V13H58ZM60 12H62V13H60ZM76 12V13H75ZM35 13V14H34ZM45 13H46V15L47 14H49V16H50V18H49V16H45ZM188 13V14H187ZM194 13V12H193ZM54 15H57L56 17H54ZM78 15H79V20H81V21H79L78 19H77V17H78ZM159 15V16H158ZM166 15H167V19L165 18L166 17ZM187 15V16H186ZM81 16V17H80ZM155 16H158L157 18H155ZM182 16V17H181ZM191 16V17H190ZM31 17V18H30ZM61 17V18H60ZM190 17V18H189ZM26 18H29V19H26ZM40 18V19H39ZM53 18V19H52ZM55 18H57V19H55ZM188 18L189 20H193V22H190L189 23V21H188V19H187V21H188V23H187V21H186V19ZM32 19V20H31ZM35 21H34V20ZM37 19H38V21H37ZM52 20V23H55L54 25L51 23V22H45V21H47V20ZM185 19V20H184ZM31 22V24H33V21H34V24L35 25H29V21ZM41 20V21H40ZM48 20V21H49ZM54 20H56V21H54ZM66 20V21H65ZM181 20V21H180ZM40 21V22H39ZM64 21V22H63ZM74 21H75V23H74ZM78 21V23H76ZM161 21V22H160ZM183 21V22H182ZM38 22V23H37ZM58 22V23H57ZM87 22V23H86ZM163 22V23H162ZM42 23V24H41ZM48 23H50L49 24V26L48 25H45V24H48ZM85 23H86V25H87V28L85 29ZM160 23V24H159ZM162 23V24H161ZM186 25H185V24ZM41 24V27L39 26L38 27V25H40ZM44 24V25H43ZM52 24V25H51ZM115 24V22L113 21V25H112V22H111V28H112V30H115V28H114V26H116V25H114ZM163 24H165V25H163ZM194 24V25H193ZM43 25V26H42ZM55 25H57V27H53L52 29L50 28L51 26H55ZM159 25H161V26H159ZM28 26L30 27L29 29H28ZM37 26V27H36ZM80 26V25H79ZM155 26V27H154ZM162 26H164V27H162ZM167 26V27H166ZM156 27H158V28H156ZM35 28V29H34ZM38 29V31H37V29ZM44 28H48L47 30L46 29H44ZM91 28V29H90ZM161 28H163V29H165V30H167L168 31V34H166L165 35V37L163 36V34L162 33H160L159 34V30H163V29H161ZM167 28V29H166ZM28 29V30H27ZM41 29H42V31H41ZM54 29V30H53ZM88 29V30H87ZM169 29V30H168ZM165 30L163 31V32H165ZM189 30V31H188ZM41 31V32H40ZM45 31L47 32L46 34V39L44 38L45 37ZM53 31V32H52ZM55 31V32H54ZM84 31V32H83ZM89 31H91V32H89ZM36 33V38H35V34H33V33ZM38 32V33H37ZM49 32V33H48ZM53 33L52 34V36H51V33ZM82 32H83V34H82ZM27 33V34H26ZM42 33V34H41ZM44 33V34H43ZM89 33V34H88ZM193 33V32H192ZM31 34V35H30ZM33 34V35H32ZM40 34V37L38 36V35ZM82 34V35H81ZM41 35H44V36H41ZM54 35V36H53ZM86 35V36H85ZM162 35V36H161ZM32 36V37H31ZM34 36V37H33ZM39 37V39H38V37ZM49 36H51V37H49ZM30 37V38H29ZM151 37V38H152ZM158 37V38H157ZM85 38V39H84ZM156 38H157V40H156ZM188 38V39H187ZM27 39V40H26ZM29 39V40H28ZM32 39V40H31ZM43 39H45V40H48V42L45 44V40H43ZM187 39V40H186ZM31 40V41H30ZM36 40V42H34ZM80 40V41H81ZM82 40V41H83ZM189 40H190V42H189ZM193 41V46L192 45H190L191 43H192V41ZM28 41H30L29 43H28ZM35 43H33V42ZM50 41V42H49ZM80 41H78L80 44L77 46V48H76V50H77V53H81V52H83L86 48L84 47V45H83V43L82 42H80ZM183 42H185V43H183ZM187 42H189L188 44H187ZM32 43V44H31ZM42 43V44H41ZM65 44L66 43H64L63 45L65 46ZM149 44L151 45V46H149ZM186 44L187 45H189V48L187 47V50L186 51H188V54H187V52H185V50L184 49H186ZM62 44L60 45V47H64ZM99 46V47H98ZM96 48L101 52V44H99ZM190 46H191V49H190ZM34 47L36 48V49H34ZM39 49H38V48ZM45 47V46H44ZM43 48V49H42ZM80 48V50H78ZM182 48V49H181ZM162 49V52H163V54H162V57H163V59H162V62L161 63H156L155 64V61H154V59H153V56H154V54H156V53H159L160 52V50ZM189 49V50H188ZM190 50H192V51H190ZM40 53H39V52ZM52 51V50H51ZM79 51V52H78ZM53 52H52V55H53ZM149 52V53H148ZM183 52V53H182ZM191 52V53H190ZM185 53H186V55L188 56H185ZM184 55V56H183ZM147 57V58H146ZM184 57L187 59H185L184 60ZM30 58V59H29ZM76 59V58H75ZM146 59V60H145ZM77 60H78V58H77ZM77 60H75V61H77ZM182 60V61H181ZM31 61V63L32 64H30L29 62ZM184 61V62H183ZM34 62V63H33ZM185 62L187 63L186 65H184L185 64ZM26 64H25V66H26ZM87 64V65H86ZM86 66H85V69H87L89 66H90V64H88L87 62H86ZM146 64V65H145ZM153 64H155V65H153ZM160 64V65H159ZM44 65V66H43ZM51 65V67H49ZM144 65V66H143ZM153 65V66H152ZM159 65V68L157 67ZM33 66V67H32ZM88 66V67H87ZM112 66H114V64L112 65ZM145 66L148 68H145ZM149 66H150V69H149ZM154 66H156V69H159L158 70V73H159V79L157 80V82H155V84H153V83H150V84H152L153 86H150V85H148L149 84V80L147 79V77L149 76V73L151 72V71H148V70H151L152 68H154ZM43 67H46L44 70H43ZM183 67V68H182ZM184 67H186L185 69H184ZM189 67V69L191 70V71H188L187 72V68ZM47 68H49L48 70H47ZM195 68V70L193 71V69ZM33 69V70H32ZM112 69H114V70H112V71H114L113 73L115 74L116 73V69H115V66L114 67H112ZM200 69V70H199ZM38 70V71H37ZM40 70V71H39ZM42 70V71H41ZM146 70H147V72H146ZM237 70V69H236ZM235 69H233V71L232 72H234L233 74H232V72L230 73L231 75L229 76V78H228V81H229V85H231L232 87H233V91H235V93H234V95H233V100H234V102H231L232 101V96H231V101H230V99H229V101H228V105L230 106L231 104H234V106L233 105H231L230 107L228 106L227 108H226V110H225V112H226V117H229V119L231 118H233L234 117V115L237 113V107H238V105L239 104H237V103H239L240 101H239V98L241 99V88H240V85L238 86V83L239 82H241L240 81V77H239V73H236L235 74V71H236ZM36 71H37V73L39 72H42L41 73V75L38 73H36ZM43 71H46V72H44L43 73ZM184 71H186V73L184 72ZM238 71V70H237ZM236 71V72H237ZM80 73V75H79V73ZM149 72V73H148ZM184 72V73H183ZM36 73V74H35ZM197 73V74H196ZM34 74V75H33ZM75 74V75H74ZM201 74V73H200ZM237 76H235V75ZM161 75V76H160ZM190 75V76H189ZM29 76V75H28ZM35 76H37V77H35ZM39 76V77H38ZM44 76H46V77H44ZM50 76H52V75H50ZM143 76V77H142ZM184 76V77H183ZM235 76V77H234ZM34 77V78H33ZM42 77H43V79H42ZM49 77V78H48ZM70 77V78H69ZM142 77V78H141ZM162 77V78H161ZM189 77H191V80L189 79ZM231 77V78H230ZM36 78H38L37 80H35ZM40 78V79H39ZM45 79H49V81L50 82H47V80H45ZM185 79V80H184ZM234 79H236V80H234ZM239 80V82H238V80ZM34 80L35 81H38L39 80V82L37 83V82H34ZM44 80H45V82H44ZM70 80H72V84H69L71 81ZM83 80V81H82ZM188 80H190V81H188ZM162 81V82H161ZM186 81H188V83L186 82ZM233 81H237V86L235 85V82L233 83ZM46 84V85H44V83ZM58 82V83H57ZM159 82H160V84L161 85H163L164 84V86H160V84H159ZM189 82L191 83V85H189ZM42 83H43V86H42ZM48 83V84H47ZM85 83V82H84ZM83 83V84H84ZM163 83V84H162ZM185 83V84H184ZM193 83V84H192ZM40 85L41 84V86H37L36 87V85ZM58 84V85H57ZM195 84V87L194 86H192V85H194ZM32 86V87H31ZM68 86H70V87H68ZM83 86V85H82ZM188 86H190V87H188ZM194 88H192V87ZM41 87V88H40ZM52 87H53V90H51V91H49V88H51L52 89ZM154 88L153 90H155V93H156V100L154 101V103L153 104H151L150 106H148V108L149 109H147V107H145V105H144V107H143V104L142 103H145V101H144V99L146 98V97H144L145 96V91L147 90V89H149V88ZM238 87V88H237ZM44 88V89H43ZM236 88V89H235ZM90 89H93L92 87L90 88ZM187 89H189V90H187ZM190 89H191V92H190ZM49 91V92H48ZM91 91H94V89L93 90H91ZM186 91V92H185ZM239 91V92H238ZM76 92H77V94H76ZM110 92H112V95H111V93ZM144 92V93H143ZM45 93V94H44ZM49 93H51V94H49ZM140 93H143V95L142 94H140ZM31 94V96H30V98H29V96L28 95H30ZM65 94V95H64ZM236 94V95H235ZM51 95V96H50ZM113 96V97H112ZM143 96V97H142ZM159 96V97H158ZM52 97V98H51ZM136 97L139 99V100H142V101H139L138 99H136ZM140 97V98H139ZM186 99V100H185ZM188 99V100H187ZM29 100H30V102H29ZM33 100V101H32ZM36 100H37V103H36ZM57 100V101H56ZM71 100V99H70ZM115 100H116V102H119L118 104L115 102ZM146 100V99H145ZM52 101V102H51ZM56 101V102H55ZM134 101H137V103L136 102H134ZM144 101V102H143ZM192 101V102H191ZM25 102V103H24ZM32 103V104H34V105H32V104H27V103ZM50 102V103H49ZM160 102V103H159ZM185 104H184V103ZM187 102H190V104H188ZM231 102V103H230ZM237 102V103H236ZM155 103H157V104H155ZM182 103V104H181ZM230 103V104H229ZM23 104H24V106H23ZM26 104V105H25ZM116 104H117V106H119V108L116 110ZM235 104H237V106L235 105ZM32 105V106H31ZM133 105L135 106V109H134V107H133ZM153 105V106H152ZM185 105H189V108L187 107V106H185ZM19 106H18V108H19ZM37 106V107H36ZM132 106V107H131ZM152 106V107H151ZM23 107H25V108H23ZM29 107H31L32 109H34V110H32V109H30ZM35 107L38 109H35ZM40 107V108H39ZM137 107H138V109H137ZM143 107V108H142ZM151 107V108H150ZM236 107V108H235ZM27 108H29V109H27ZM48 108V109H47ZM131 108H132V110L133 111H131ZM185 108H187V109H185ZM234 109V111H233V109ZM27 109V111L29 110V112H27V111H25ZM39 109L41 110L40 111V113H36L35 111H39ZM50 109V110H49ZM140 109H142V110H140ZM158 109V110H157ZM189 109V110H188ZM217 108H215V110H216ZM230 109V110H229ZM232 109V110H231ZM31 110V111H30ZM48 110V111H47ZM142 111L141 113H139V111ZM146 110V111H145ZM187 110V111H186ZM228 110H229V114H228ZM34 111V112H33ZM116 111H119L118 113L116 112ZM23 112V113H22ZM131 112H133V113H131ZM152 112V113H151ZM234 112V113H233ZM25 113V114H24ZM33 113L35 114L36 113V115H33ZM41 113H43V117L41 116L42 114ZM110 113H109V116H110ZM113 113H115V114H113ZM116 113H117V115H116ZM149 113H150V116H151V122H152V126L153 127H150V128H153V131H152V129H150V128H148V129H150V131H149V133L147 134L146 133V129H144L145 127H143L142 128V126H139V127H137V128H134V130H133V121H131V120H134L135 122H137L138 120H141L142 118H143V116H147V117H149ZM187 113H189V114H187ZM143 114V115H142ZM146 114V115H145ZM179 114V115H178ZM231 114V115H230ZM117 117H116V116ZM129 115H130V118H129ZM137 115H138V117H137ZM186 115H188V118L186 119ZM115 116V117H114ZM119 116V117H118ZM134 116V117H133ZM178 116V117H177ZM36 117V118H35ZM40 117V118H39ZM45 117V118H44ZM116 119H114V118ZM181 117H182V119L184 120V117H185V119L186 120H182V122H181ZM33 118V119H32ZM121 118H126L125 120H127L126 122H125V120H124V122L126 123V125H125V129H124V131H122V132H120L119 131V127H118V129H117V124L119 123H117V121H119ZM131 118H133V119H131ZM179 118V119H178ZM31 119H32V121L34 122H32L31 121ZM230 119V120H231ZM113 122H112V121ZM227 120V119H226ZM179 121V122H178ZM186 121V122H185ZM133 122V123H132ZM186 123V125H188L185 129H186V132L188 133V134H186V132H184L186 135H188V136H186L185 134H183V132L181 131V128L180 127H182V126H184V124ZM36 123V124H37ZM117 123V124H116ZM128 123V124H127ZM130 123H132V124H130ZM31 124H33V125H31ZM117 125L116 126V128H115V126L114 125ZM136 124V123H135ZM27 125V126H26ZM130 125H132L131 127H130V131H129V126ZM180 125V126H179ZM185 125V126H186ZM25 126H26V128H25ZM55 126V125H54ZM112 126V127H111ZM23 127V128H22ZM28 127V128H27ZM179 127V128H178ZM32 128H31V131L29 132V133H31L32 132V135H33V133H34V129H33V131H32ZM126 128L128 129V131H127V133H126ZM131 129H132V131H131ZM117 131H119V133L120 134H118V132ZM152 131V132H151ZM27 132V131H26ZM123 132H124V134H123ZM147 132H148V130H147ZM173 132V133H172ZM179 132V133H178ZM181 132V133H180ZM115 133V134H114ZM123 135H122V134ZM147 134L146 136H147V138H148V140H147V138H145V134ZM178 133V134H177ZM150 134H151V136H150ZM183 134V135H182ZM31 135V134H30ZM31 135V137H30V141H29V144H28V146H29V150H31V149H33L35 146H31V145H33L34 144V139H33V136ZM114 135V136H113ZM119 135H121L122 137H124V138H122L121 136H119ZM149 135V136H148ZM165 135V136H164ZM177 135H179V137L177 136ZM184 135H185V137H184ZM3 136V137H2ZM5 136H6V138H5ZM7 136H9L8 138H7ZM162 136H164V137H162ZM182 136V137H181ZM13 139V141H12V143L11 144H9L10 142H11V138ZM21 137V138H20ZM152 137V138H151ZM162 137V138H161ZM4 138H5V140H4ZM122 138V139H121ZM173 138V139H172ZM182 138V139H181ZM185 140H184V139ZM7 139L10 141V142H8L7 141ZM18 139V140H17ZM172 139V140H171ZM176 139H177V141L178 142H176ZM122 140V141H121ZM125 140V141H124ZM151 140V141H150ZM175 140V141H174ZM227 140V139H226ZM15 141V142H14ZM144 141V142H143ZM149 141V142H148ZM181 141H182V143H181ZM187 143H185V142ZM5 142H7L8 144L6 145L5 144ZM52 142V143H51ZM112 142V143H111ZM119 142H120V145H121V148H120V145H119ZM4 143V144H3ZM16 145H15V144ZM33 143V144H32ZM128 143V144H127ZM143 144V145H141V144ZM176 143V144H175ZM182 145H181V144ZM185 143V144H184ZM51 144H53V145H51ZM79 144V145H78ZM175 144V145H174ZM9 145H11V146H9ZM35 145V144H34ZM46 146L45 147H43L44 149H43V151H44V156L46 157V159H47V161H48V158L51 156V152H52V150H53V147L52 146H54V143H53V141L52 140H49V142H48V146H47V144H45ZM82 145V146H81ZM145 145V146H144ZM7 146L10 148V152L8 153V151H6V150H8L9 148H7ZM118 146V147H117ZM175 146V147H174ZM12 147V148H11ZM75 147V148H74ZM86 147V148H85ZM117 147V148H116ZM127 147V148H126ZM141 147V148H140ZM146 147H148V148H146V150H148L149 152H151L150 154H149V152H147V155H145V157L147 158L146 160H145V158L143 157V154H144V149ZM151 147V148H150ZM139 148V149H138ZM119 149H120V151H119ZM128 149V150H127ZM150 149V150H149ZM11 150H14V152L12 151V153H11ZM89 151V150H91L90 152V154L88 153H86L85 151ZM116 150V151H115ZM172 150H174V151H172ZM54 151V150H53ZM97 154H96V153ZM185 152V151H184ZM7 153V154H6ZM125 153V154H124ZM8 154L10 155V157L8 156ZM15 154V155H14ZM50 156H49V155ZM75 154V155H74ZM86 154V155H85ZM171 156H170V155ZM8 157H7V156ZM15 157H14V156ZM79 155V156H78ZM81 155H84L85 157H84V159H83V157L81 156ZM88 155H90V157L88 156ZM47 156H49V157H47ZM100 158H99V157ZM116 156V157H115ZM132 157V158H134L133 159V161L135 160V164H136V166H134L132 169H129V170H125V171H122V170H120V167L122 168V163H123V161L125 160V157ZM170 156V157H169ZM12 157V158H11ZM45 157H44V161H43V159L40 161V163H39V165H37V168H40V171H39V169L35 172V175L34 174H29V173H27L26 171L22 174V178H21V180L23 181V182H27V183H24L25 184V193H24V198H23V200L21 201L22 202V205H21V203L20 204H18L19 206H20V212H19V216H21V217H19L18 216V223H17V225H19V226H17V228L23 233V238L22 239H26V240H22V244L24 243V245L27 247H25V246H23L22 245V248H23V251L25 252V253H23V256H25L24 258H23V264H30V263H32V264H35L34 262H35V260H36V258H37V256H35V255H37V253H35L36 252V248H35V245H33V243L35 244V241H36V232H34L35 230H33L32 229V227H34V229H35V226H34V224H33V216H32V211H33V202L32 201H30V200H33L32 198H33V196L31 197V192H30V189H29V185H30V178L29 177H33L34 178V176H37V179L38 178H41L42 179V177L44 176V174H42L41 173V165H42V167L44 166V163L42 164L41 162L43 161V162H45ZM87 157V158H86ZM113 157V158H112ZM15 159L14 161L12 160V162H10L11 161V159ZM78 158V159H77ZM82 158V159H81ZM90 158H91V160H92V162H91V160H90ZM169 158V159H168ZM221 158H222V160H221ZM9 159H10V161H9ZM228 159V160H227ZM29 160H31L30 159V157H28L27 156V158H26V165H28V162H29ZM81 160V161H80ZM85 160H86V163H88L89 162V168H87L88 167V165L87 166H84V163H85ZM88 160V161H87ZM90 160V161H89ZM98 160V162H96ZM102 160V161H101ZM114 160V161H115ZM145 160V161H144ZM222 162H221V161ZM6 161H8V162H10L9 164H8V162L7 163H4V162H6ZM78 161H80V163H78ZM136 161H137V163H136ZM141 163H140V162ZM149 161V162H148ZM228 161V163H226ZM120 162V163H119ZM168 162V163H167ZM224 162V163H223ZM232 162V163H231ZM47 163V162H46ZM46 163H45V165H46ZM91 163V164H90ZM221 163V165H223V166H219V164ZM223 163V164H222ZM100 164V165H99ZM111 164H113V167H112V169L113 170H111ZM114 164L116 165V164H118V165H116L115 166V168H114ZM216 164H218V165H216ZM227 166H226V165ZM232 164V165H231ZM9 167H8V166ZM92 165V166H91ZM99 165V166H98ZM102 165V166H101ZM111 165V166H110ZM216 165V166H215ZM224 165H225V168H224ZM218 166V167H217ZM77 167H78V169H80L79 171H77L78 169H77ZM80 167V168H79ZM97 167H99V169L97 168ZM226 167H230V169L228 170V168H226ZM4 168V169H3ZM84 168H86L85 170H84ZM93 168V169H92ZM103 168H104V170H103ZM134 168H136V169H134ZM140 168V169H139ZM220 168V172L217 170V169H219ZM224 168V169H223ZM89 169V170H88ZM109 169V170H108ZM123 169V168H122ZM221 169L222 170H226L227 171V173L226 174H228V175H226V174H224V171H221ZM3 170H5V171H3ZM76 170V173H74L73 171H75ZM103 170V171H102ZM106 170V171H105ZM107 170H108V172H107ZM111 170V171H110ZM131 170H132V172H131ZM138 170H141L140 171V173L138 172ZM143 170V171H142ZM170 170V171H169ZM91 171V172H90ZM95 171V172H94ZM99 171V172H98ZM114 171V172H113ZM120 171H122V173L120 172ZM128 171V172H127ZM173 171V172H172ZM211 171H212V174H213V177H211L212 176V174H211ZM225 171V172H226ZM5 172V173H4ZM125 172V173H124ZM136 172H138L137 174L139 175H137V174H135ZM207 172V173H206ZM208 172H209V177H208V180H206V178L205 177H207L206 175H208ZM223 172V173H222ZM260 172V171H259ZM259 172H257L258 174L256 175L258 178L260 177V173ZM25 173H27L28 175H26ZM31 173V172H30ZM71 173H73L72 174V176L70 175ZM90 173H91V175H90ZM94 173V174H93ZM105 173H110V175H106ZM149 173V174H148ZM177 173V174H176ZM220 174V175H216V174ZM40 174V175H39ZM93 174V175H92ZM101 175V177H100V175ZM114 176H113V175ZM129 175V177H128V175ZM135 174V175H134ZM145 175V176H142V175ZM170 174H172V175H170ZM206 174V175H205ZM215 174V175H214ZM222 174H223V176H222ZM29 175H31V176H29ZM168 175H170V176H168ZM184 175H186V176H184ZM259 175V176H258ZM26 176H28V178H26ZM67 176V177H68ZM82 176H83V178H82ZM89 176H91V177H89ZM104 176V177H103ZM110 176V177H109ZM123 176V177H122ZM132 176V177H131ZM176 176V177H175ZM214 176L217 178V176L219 177V178H215V179H212V178H214ZM255 176V178L253 179L254 181H256L257 182V180H258V178ZM69 177V178H70ZM108 177V178H107ZM118 177V178H117ZM143 177H144V179H143ZM204 177V178H203ZM25 178H26V181H25ZM92 178H94V179H92ZM96 178V179H95ZM105 178V179H104ZM126 178V179H125ZM129 178V179H128ZM132 178V179H131ZM135 178V179H134ZM138 180H137V179ZM142 178V179H141ZM169 178V179H168ZM172 178L174 179V180H172ZM188 178V179H187ZM100 181H99V180ZM109 179V180H108ZM120 179V180H119ZM147 179H148V181H147ZM150 179V180H149ZM187 179V180H186ZM219 179V180H218ZM28 180H29V182H28ZM104 180H106V181H104ZM137 180V181H136ZM212 181V182H209V181ZM221 180V181H220ZM224 180V182H223V184H226V185H223V184H221L222 183V181ZM96 181V182H95ZM139 181V182H138ZM170 181H172V182H170ZM185 181V182H184ZM187 181V182H186ZM195 181H199V182H194ZM216 182V183H214V182ZM253 181V182H254ZM137 182V183H136ZM143 183V185L141 184V183ZM146 182H147V184H146ZM150 182V183H149ZM170 182V183H169ZM202 182V181H201ZM221 182V183H220ZM96 183V184H95ZM112 183V184H111ZM114 183V184H113ZM118 183V184H117ZM136 183V184H135ZM145 183V184H144ZM173 183V184H172ZM181 183L184 185V187H183V185H181ZM187 183V184H186ZM188 183H189V185H188ZM191 183H194V185L195 186H193ZM198 183V184H197ZM208 183H209V185H208ZM218 183V184H217ZM105 184V185H104ZM109 184H111V185H109ZM117 184V185H116ZM123 184V185H122ZM131 184V185H130ZM139 184H140V186L142 185L143 187H146V188H140V186H139ZM167 184V185H166ZM177 184V185H176ZM201 184V185H202ZM212 184H214V185H212ZM79 185V184H78ZM196 185H197V187L198 188H196L195 189V187H196ZM207 185V186H206ZM211 185H212V187L214 186L215 188H216V190H215V188L213 187V188H210L211 187ZM219 185H221V187L219 186ZM91 186V187H90ZM204 186H206V188H207V190H210L213 194H212V196H214L215 197V195L217 194V197H219L218 199H217V197H212L211 196V192L210 191H207L206 189V192H210V193H207L206 195H207V197L205 196V190H202L203 189V187ZM216 186H218V187H216ZM223 186H226V187H224L223 188ZM113 187V188H112ZM137 187H139V188H137ZM170 187V188H169ZM173 187V188H172ZM175 187V188H174ZM177 187H178V189H177ZM194 189H193V188ZM253 187V186H252ZM79 188V189H78ZM110 188V189H109ZM135 188V189H134ZM167 188V189H166ZM205 188V187H204ZM255 188V187H254ZM103 189H105V190H103ZM117 189H119V190H117ZM124 189V190H123ZM137 189H139L140 191H141V193L143 192L144 193V191H146L144 194H145V198H143V199H145V200H143V201H141L140 199H142V197H144V196H142V195H144L143 193L141 194L140 192L138 193L137 191H139V190H137ZM144 191H143V190ZM163 189H164V191H163ZM173 189V190H172ZM185 189H187L186 191H185ZM191 189V190H190ZM214 189V190H213ZM217 189H218V191H220L221 189V194L217 191ZM256 189V188H255ZM79 190V191H78ZM112 190H115L116 192H118L116 195L114 194V193H112ZM137 190V191H136ZM179 190V191H178ZM189 190H190V192L193 194V195H191V197H190V194H189ZM201 190V191H200ZM257 190V189H256ZM256 190H253V188H251V190H250V194L252 195H254L255 193H256V195H255V197H254V200L256 201V203H255V201L253 202V201H251L250 203H254L253 205H256L255 206V208H254V206L252 205V208L250 207V203H249V201L250 200H247V197H246V203L248 204L247 206L248 207H246V208H248V209H246L245 207H243V209H242V211L240 212V218L242 217V219H241V222H240V225H237V228L235 227V229H237L238 231H239V229L242 231L243 230V226H245L244 224H243V226H241V224L242 223H244V222H249L248 224H250V221L252 220H249L250 219V217H248V216H251V218H254V217H252L253 215H250L251 213H253L254 212V215H255V211L257 212V208H258V206L260 207L261 205H259V204H261V196L262 195H260V194H262V192L260 193V191H261V189H260V187L258 188V190H260L259 192H258V190L256 191ZM76 191V190H75ZM97 191V192H96ZM104 191H105V193H104ZM107 191V192H106ZM169 191V193H167ZM176 193V194H173L174 192ZM188 194H186L185 192ZM217 191V192H216ZM28 192H30V194H29V196H28ZM111 192V193H110ZM120 192V193H119ZM135 192H137L136 194H135ZM178 192V193H177ZM215 192H216V194H215ZM225 192V191H224ZM95 193V194H94ZM101 193V199H102V197H103V199H102V203H101V217H102V215H103V217L101 218V225L99 224V222H97V221H100L99 219H98V217H97V214H96V212H94L92 209H94V204H95V201H96V199L99 197L98 195ZM104 193V194H103ZM123 193V195H121ZM146 193H148V195L146 194ZM163 193V194H162ZM180 193H182V194H180ZM196 193V194H195ZM258 193V194H257ZM111 194V195H110ZM168 194V195H167ZM179 194V195H178ZM195 194V195H194ZM199 194V193H198ZM204 194V195H203ZM95 195V196H94ZM109 195V196H108ZM135 195V196H134ZM168 196V198H167V196ZM179 197H178V196ZM185 195V196H184ZM220 195V196H219ZM251 195H249V193H248V199H253V198H251L252 196ZM257 195H259L260 196V198H259V196H257ZM29 198H28V197ZM77 196V197H76ZM94 196V197H93ZM108 196V198H106ZM119 196V197H118ZM123 196V197H122ZM137 196H139V197H137ZM173 196V197H172ZM177 196V197H176ZM181 196V197H180ZM192 196H193V198H192ZM251 196V197H250ZM26 197V198H25ZM90 197V198H89ZM97 197V198H96ZM104 197H105V199H104ZM111 197H115V198H111ZM135 197V199H133ZM212 197V198H211ZM259 199H258V198ZM162 198V199H161ZM163 198L165 199V200H163ZM182 198V199H181ZM187 198V199H186ZM111 199V200H110ZM140 200V202H139V200ZM188 200V202L186 201V200ZM212 199V200H211ZM76 202H75V201ZM94 200V201H93ZM126 200V201H125ZM135 200L137 201V202H135ZM147 200V201H146ZM167 200H169L168 201V203L169 204H167ZM176 200H177V202H176ZM185 202L186 201V203L184 204L183 203V201ZM191 200V201H190ZM195 200V201H194ZM208 200L206 201L207 202V204H208ZM258 200V201H257ZM90 201V202H89ZM103 201H105L104 202V205H103ZM109 202V204H108V202ZM145 201H146V203H145ZM106 202H107V205L105 206V204H106ZM145 203V204H142V203ZM163 202V203H162ZM172 202H174V203H172ZM192 202V203H193ZM215 202H217V204L215 203ZM260 202V203H259ZM89 203V204H88ZM124 203H125V205H124ZM137 203H139V204H137ZM159 203V204H158ZM211 203H212V205H211ZM221 203V204H220ZM246 203H244V206L246 205ZM257 203H258V205H257ZM77 204H79V205H77ZM116 204V205H115ZM165 204V205H164ZM167 204V205H166ZM250 204V205H249ZM27 205V206H26ZM93 206V208H92V206ZM129 205V206H128ZM182 205V206H181ZM19 206H17L18 208H19ZM135 206V207H134ZM166 206V207H165ZM214 206H215V209H216V211L214 210ZM218 206V208H216ZM222 206V207H221ZM89 207V208H88ZM109 207V208H108ZM130 207V208H129ZM213 207V208H212ZM257 207V208H256ZM107 208H108V210H107ZM113 208H115V211H114V209ZM133 208V209H132ZM179 208V207H178ZM222 208V209H221ZM244 208H245V210H244ZM251 208V209H250ZM77 209V210H76ZM111 209H113V210H111ZM174 209V210H175ZM182 209V210H181ZM251 210V211H247V210ZM256 209V210H255ZM105 210H107V211H105ZM111 212H110V211ZM165 210V211H164ZM180 210V211H179ZM217 210H219V212L217 211ZM255 210V211H254ZM103 211V212H102ZM117 211H119L120 213H122V214H120L119 212H117ZM129 211V212H128ZM218 213V215H219V213H220V215L219 216H217V214L215 213ZM221 211V212H220ZM224 211V212H223ZM247 211V212H246ZM92 212H93V214H92ZM112 212L114 213V215L112 214ZM126 212V213H125ZM175 212V213H176ZM244 212V213H243ZM21 213V214H20ZM107 213H108V216H107ZM110 213V214H109ZM117 213H119L120 215L119 216H121V215H123V216H121V218L119 217L118 218V214ZM162 213V214H161ZM164 213V214H163ZM214 213V214H213ZM223 213V215H221ZM250 213V214H249ZM74 214H75V216H74ZM105 214H106V216L108 217V218H106V216H105ZM113 216H112V215ZM132 214V215H131ZM211 214V215H210ZM242 214V215H241ZM247 216H246V215ZM93 215V216H92ZM125 215H127V216H125ZM131 215V216H130ZM165 215V216H164ZM213 215V216H212ZM216 215V216H215ZM74 216V217H73ZM96 218H95V217ZM125 216V217H124ZM210 216V217H209ZM247 217L248 219H247V221H245V217ZM73 217V218H72ZM94 217V218H93ZM112 217V218H111ZM114 217V218H113ZM116 217L118 218V219H120V221L118 222V220L116 219ZM124 217V218H123ZM161 217V218H160ZM217 217V218H216ZM243 217H244V219H243ZM89 218V219H88ZM213 218H216V220L214 221V219ZM76 219V220H75ZM95 219V220H94ZM103 219V220H102ZM107 219H111V220H107ZM113 219H114V224H115V222H117L116 223V225L115 226H117V224H119L120 223V225L122 224V223H124L123 225L124 226H126V228H124V226H122V228H124V229H122L121 228V226L120 225H118L120 228L118 229V226H117V228H115V226H113L114 224H113ZM124 219V220H123ZM127 219V220H126ZM130 219H131V221H133V222H131L130 221ZM256 219V217L254 218V220ZM31 220V221H30ZM126 220V221H125ZM160 220V221H159ZM162 220V221H161ZM213 220V221H212ZM220 220H221V222H220ZM244 220V221H243ZM254 220H252L253 222H255ZM85 221V222H84ZM90 221H92V223H93V221H94V223L92 224H90L89 222ZM103 221H104V224H103ZM137 221V222H136ZM223 221V222H222ZM251 221V222H252ZM108 223V225H107V223ZM136 222V224L140 227V229H141V231H144V232H141L140 231V235H141V237H140V240L138 241L137 239H134L133 237H132V235H133V232H132V235H131V231L134 229H132V225L134 224ZM163 222V223H162ZM213 222V223H212ZM216 222V223H215ZM252 222V223H253ZM140 223V224H139ZM142 223V224H141ZM164 223H165V225H164ZM183 223V222H182ZM182 223H180V224H182ZM217 223H221L219 226H218V224ZM246 223V224H247ZM33 224V225H32ZM76 224L78 225V226H76ZM85 224V225H84ZM96 224V225H95ZM126 224H128V228H127V225ZM217 226H216V225ZM30 225H31V227H30ZM99 225L101 226V227H99ZM103 225H106L108 228L109 227H111V229H109L110 231H107L108 230V228L105 226V228H107V230L104 228V226ZM111 225V226H110ZM142 227H141V226ZM143 225H144V228H143ZM213 225H215V226H213ZM221 225H223V232L221 233V231L222 230H220L219 228H222V226ZM89 226H90V228H89ZM135 225H133V227H134ZM181 226V225H180ZM114 228V230L115 231H113V228ZM160 227V228H159ZM163 227V228H162ZM213 227L214 229H213V231H212V229L211 228ZM216 227H218V228H216ZM242 227V228H241ZM100 228L102 229L101 230V233H100ZM142 228H143V230H142ZM210 228V229H209ZM24 229V230H23ZM78 229V230H77ZM97 229H99V230H97ZM118 231H120V232H118ZM132 229V230H131ZM219 230V231H217V230ZM235 229H234V231H235ZM30 230V231H29ZM73 230H74V233H73ZM162 230V231H161ZM210 230L212 231L211 232V234H210ZM2 230H0V235H2L1 232ZM26 231V232H25ZM29 231V232H28ZM33 231V232H32ZM117 231V232H116ZM122 231L124 232V233H122ZM129 231H130V234H129ZM164 231V232H163ZM214 231H216L217 232V234H216V232H215V234H214ZM233 231V233H234V235L236 234L237 235V233L239 234L240 232H234ZM244 231H245V229H244ZM24 232H25V235H27V236H24ZM28 232V233H27ZM113 232H115V233H113ZM27 233V234H26ZM32 233H34L35 235H33L32 236ZM97 233V234H96ZM117 233V234H116ZM215 236H214V235ZM31 235V236H30ZM74 235V236H73ZM120 235H122V236H120ZM139 235V236H140ZM161 235V236H160ZM219 235L220 236H222V237H219ZM235 235V236H236ZM30 236V238L28 239V237ZM35 236V237H34ZM87 236H88V238H87ZM126 236V237H125ZM163 236V237H162ZM216 236H218V237H216ZM72 237H74V238H72ZM81 237V238H80ZM216 237V238H215ZM1 238V237H0ZM98 238V239H97ZM107 238V239H106ZM109 238V239H108ZM33 239V240H32ZM102 239V240H101ZM104 239V240H103ZM128 239H130V240H128ZM139 239V238H138ZM219 239V240H226L225 242H221V243H217V242H220L219 240L217 241V240ZM10 240L12 241V239L10 238ZM10 240H8V238H7V247L9 248H7V249H5V247H3L2 249L0 248V261L1 260H3L2 262H0V264L2 263V264H14V256L12 255V253L14 252V251H12V249H11V241ZM73 240V241H72ZM106 240V241H105ZM126 240H128V243L129 244H127V242H126ZM228 240V241H227ZM231 240V242H229ZM10 241V242H9ZM99 241H100V243H99ZM9 242V243H8ZM33 242V243H32ZM72 242H73V244H72ZM105 242V243H104ZM109 242V243H108ZM126 242V243H125ZM141 242V243H140ZM226 242H228V243H226ZM32 243V245H30ZM102 243V244H101ZM114 243V244H113ZM119 243H120V245H119ZM222 243H225V244H223V247H222V245L220 246V244H222ZM234 243V242H233ZM233 243H231V244H233ZM109 244H110V246H109ZM217 244H219V247H218V245L216 246ZM228 244H229V247H228ZM1 245V244H0ZM106 246V247H108V248H106V247H103V246ZM126 245H128V246H126ZM34 246V247H33ZM117 246V247H116ZM214 246H215V248L217 247V251L215 252V248H214ZM225 246H226V248H225ZM31 247L33 248V249H31ZM111 247V248H110ZM124 247V248H123ZM126 247V248H125ZM26 248V249H25ZM50 248H52V246L50 247ZM106 248V249H105ZM219 248V249H218ZM221 248H223V250H225V251H222V249ZM227 248H229V249H227ZM11 249V250H10ZM26 251H25V250ZM29 249H30V251H29ZM92 249H93V251H92ZM102 249H105V250H102ZM119 249V251H117ZM124 249V250H123ZM221 249V250H220ZM227 249V250H226ZM5 250V251H4ZM31 250H33V251H31ZM127 250V251H126ZM140 250V251H139ZM7 251V252H6ZM9 251L11 252V253H9ZM27 251H29L30 253L28 254L27 253ZM91 251V252H90ZM97 251V252H96ZM112 251V252H111ZM125 251V252H124ZM219 251H221V253H223V254H221ZM72 252V253H71ZM106 252H107V254H106ZM120 252V253H119ZM53 253V254H52ZM92 253V254H91ZM119 255H118V254ZM128 253V252H127ZM216 253H219V254H217L216 256H215V254ZM30 255L29 257H31L30 259H29V257L28 256H26V255ZM31 254H33V257L31 256ZM51 254V255H50ZM86 254V255H85ZM101 254V255H100ZM112 254V255H111ZM92 255V256H91ZM100 255V256H99ZM6 256H8V257H6ZM107 256V257H106ZM119 256V257H118ZM166 256V257H165ZM225 256V257H224ZM28 257V258H27ZM36 257V258H35ZM47 257V256H46ZM66 257H67V259H66ZM88 257H89V259H88ZM217 257V258H216ZM27 258V259H26ZM68 258H69V260H68ZM85 258V259H84ZM93 258V259H92ZM123 258V259H122ZM224 258V260H221V259H223ZM6 259V260H5ZM11 259V260H10ZM13 259V260H12ZM26 261H25V260ZM28 260H31V262L29 261L28 262ZM55 260H56V262H55ZM95 260H97V261H95ZM107 260V261H106ZM213 260L211 259V261L213 262ZM8 261V262H7ZM32 261H34V262H32ZM53 261V262H52ZM71 261V262H70ZM85 261V262H84ZM116 261H118L117 263H116ZM122 261V262H123ZM222 261V262H221ZM10 262H12V263H10ZM25 262V263H24ZM87 262V263H86ZM90 262V263H89ZM212 262H210L209 264H212ZM48 263V262H47ZM172 263V262H171ZM170 263V264H171Z\"/></svg>",
	"mask_w": 264,
	"mask_h": 264
}]
</instances>
